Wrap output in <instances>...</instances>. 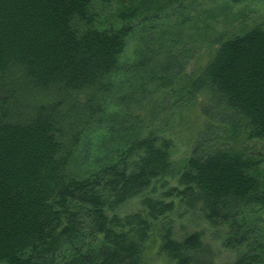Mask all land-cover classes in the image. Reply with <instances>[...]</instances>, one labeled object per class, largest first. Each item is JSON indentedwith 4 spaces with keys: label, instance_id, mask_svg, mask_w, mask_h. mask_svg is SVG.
I'll use <instances>...</instances> for the list:
<instances>
[{
    "label": "trees",
    "instance_id": "16d2710c",
    "mask_svg": "<svg viewBox=\"0 0 264 264\" xmlns=\"http://www.w3.org/2000/svg\"><path fill=\"white\" fill-rule=\"evenodd\" d=\"M95 1L0 0V264H216L196 222L227 264H264V22L188 73L199 41L146 8L102 25ZM203 93L175 162L171 119Z\"/></svg>",
    "mask_w": 264,
    "mask_h": 264
},
{
    "label": "rangeland",
    "instance_id": "374dc122",
    "mask_svg": "<svg viewBox=\"0 0 264 264\" xmlns=\"http://www.w3.org/2000/svg\"><path fill=\"white\" fill-rule=\"evenodd\" d=\"M147 3L149 6H142V4ZM180 4L185 7L183 13H180V10L177 9ZM143 8L147 9L145 15L147 18L149 17L148 23L144 24L145 26H158V21L166 23L172 28V30L170 29L172 34L170 33L168 36L177 34L189 37L190 41L197 40V42H200L198 46L196 45L191 50L192 55L185 68L188 73L195 72L198 67L206 62L212 52L208 49L210 45L208 48L207 45L211 44L214 33L230 36L256 23L264 22V0H180V2L178 0H107L105 3L96 0L93 10L102 25H107L109 23L120 24L118 15H116L119 11L136 9L141 13ZM181 16L190 19L186 24L179 25ZM138 19L139 17L134 20V23H138ZM140 23L143 24L142 21ZM138 35L139 31L127 39L124 57L133 58L135 56ZM189 46L193 47L191 43H189ZM205 99L206 95L204 93L200 94L193 104L180 109L171 119L168 129L174 140L173 160L175 162H179L182 157L187 155L190 144L194 141L200 129L199 125L202 117L199 108ZM149 107L151 106L148 105V109ZM167 135L169 134L167 133ZM252 146L264 153V141L255 142ZM166 181L169 186L176 185L175 177H167ZM155 186L159 190V184ZM138 203V199L129 201L121 212L138 209ZM196 224L197 228L204 231L205 242L210 243L217 251L216 264L229 263L233 259V255L222 249L219 241L211 236L212 231L215 229L208 228L202 222H196ZM188 225L193 227L194 223L189 221Z\"/></svg>",
    "mask_w": 264,
    "mask_h": 264
}]
</instances>
